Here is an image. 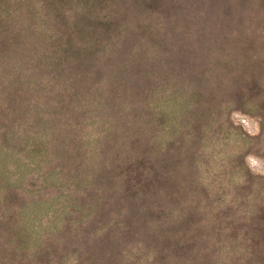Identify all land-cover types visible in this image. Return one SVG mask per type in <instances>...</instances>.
<instances>
[{
	"label": "rangeland",
	"instance_id": "obj_1",
	"mask_svg": "<svg viewBox=\"0 0 264 264\" xmlns=\"http://www.w3.org/2000/svg\"><path fill=\"white\" fill-rule=\"evenodd\" d=\"M0 264H264V0H0Z\"/></svg>",
	"mask_w": 264,
	"mask_h": 264
}]
</instances>
